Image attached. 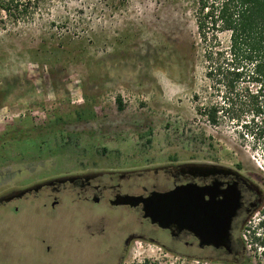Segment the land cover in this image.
Returning a JSON list of instances; mask_svg holds the SVG:
<instances>
[{"label": "rangeland", "instance_id": "rangeland-1", "mask_svg": "<svg viewBox=\"0 0 264 264\" xmlns=\"http://www.w3.org/2000/svg\"><path fill=\"white\" fill-rule=\"evenodd\" d=\"M192 7L193 0H47L31 19L6 20L0 197L79 171L195 161L239 166L264 198V142L241 122L212 126L196 113L193 94L204 97L209 81ZM219 37L228 43L227 33ZM25 198L0 205V264H92L89 244L66 238L81 215L102 207L50 208ZM245 229L248 264H264V244L254 248ZM126 264L177 263L137 241Z\"/></svg>", "mask_w": 264, "mask_h": 264}, {"label": "flooded vegetation", "instance_id": "flooded-vegetation-1", "mask_svg": "<svg viewBox=\"0 0 264 264\" xmlns=\"http://www.w3.org/2000/svg\"><path fill=\"white\" fill-rule=\"evenodd\" d=\"M179 186H188L189 191L183 203L184 222L188 227L181 230L175 226L164 229L152 223L143 216L141 203L131 206L119 201L124 194L146 197L152 191L168 192ZM26 196L42 207L55 208L63 204L74 206L76 210L85 205L102 207L101 211L91 209L87 216L81 215L80 229L66 238L78 244L87 242L92 264H126L137 241L154 244L174 255L177 264L190 260L205 264H240L243 256L240 231L247 227L245 230L258 235V230H264L262 189L237 165L170 161L153 166L79 171L45 179L2 196L0 205L21 202ZM17 210L18 205L14 204L13 211ZM110 211L113 216L108 214ZM257 212H262V218L251 225ZM226 223L229 226L226 246L203 243L207 231L217 233ZM41 243L45 251L51 252L46 239L42 238ZM253 243L254 248L260 244L259 241ZM58 262L65 264L62 259Z\"/></svg>", "mask_w": 264, "mask_h": 264}, {"label": "trees", "instance_id": "trees-1", "mask_svg": "<svg viewBox=\"0 0 264 264\" xmlns=\"http://www.w3.org/2000/svg\"><path fill=\"white\" fill-rule=\"evenodd\" d=\"M46 1L0 0V29L6 20L31 19ZM192 11L209 81L204 97L193 94L196 113L212 126L241 122L244 133L264 142V0H193ZM220 33H227L226 45ZM255 234L251 241L264 244V234ZM242 255L240 264H248L244 245Z\"/></svg>", "mask_w": 264, "mask_h": 264}, {"label": "water", "instance_id": "water-1", "mask_svg": "<svg viewBox=\"0 0 264 264\" xmlns=\"http://www.w3.org/2000/svg\"><path fill=\"white\" fill-rule=\"evenodd\" d=\"M198 166L203 164H196ZM206 166H212L206 164ZM188 186H179L168 192L152 191L148 196L124 194L121 195L119 201L131 206L142 204V212L144 217H148L152 223H156L159 227L170 229L175 226L178 230L188 227L184 222V201L188 197ZM239 196V195H238ZM240 198V196L238 197ZM229 226L217 233L206 232L205 244H214L216 246H226L229 240ZM191 230H195L191 226Z\"/></svg>", "mask_w": 264, "mask_h": 264}]
</instances>
